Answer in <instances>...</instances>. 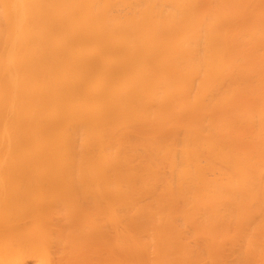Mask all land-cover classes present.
<instances>
[{"label": "bare ground", "instance_id": "bare-ground-1", "mask_svg": "<svg viewBox=\"0 0 264 264\" xmlns=\"http://www.w3.org/2000/svg\"><path fill=\"white\" fill-rule=\"evenodd\" d=\"M0 264H264V0H0Z\"/></svg>", "mask_w": 264, "mask_h": 264}]
</instances>
